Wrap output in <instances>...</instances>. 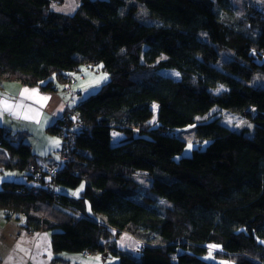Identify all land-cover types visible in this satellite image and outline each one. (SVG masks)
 <instances>
[{
  "label": "trees",
  "instance_id": "trees-1",
  "mask_svg": "<svg viewBox=\"0 0 264 264\" xmlns=\"http://www.w3.org/2000/svg\"><path fill=\"white\" fill-rule=\"evenodd\" d=\"M58 2L0 0V78L52 91L50 77L84 64L109 79L50 128L60 135L73 111L81 123L59 149L72 160L50 176L35 179V154L0 126L5 165L40 185L6 183L0 208L50 231L56 252L213 264L203 255L214 244L234 264H264V87L251 83L264 74V10L255 0L243 18L232 0H80L65 15L53 9ZM223 50L232 55L218 65ZM213 107L222 110L207 115ZM226 110L252 127L222 123ZM186 125L206 145L181 156L186 142L175 130ZM113 130L125 136L113 142ZM138 171L151 178L147 194L132 178ZM79 185L76 196L64 191ZM112 229L141 246L116 248Z\"/></svg>",
  "mask_w": 264,
  "mask_h": 264
},
{
  "label": "crops",
  "instance_id": "crops-1",
  "mask_svg": "<svg viewBox=\"0 0 264 264\" xmlns=\"http://www.w3.org/2000/svg\"><path fill=\"white\" fill-rule=\"evenodd\" d=\"M79 2L60 0L52 7L59 13L70 15L78 8ZM79 72V77H76ZM79 78L85 79L81 68L63 72V76L50 77L55 86L52 91H44L39 85L0 78V100H7L13 105L11 111H4L0 105V126L9 138L16 141L22 139L27 144L39 165L56 163L49 153L58 150L60 135L50 128L85 97V90L90 84H80ZM23 89L30 91L21 95ZM31 90H35L34 95ZM8 156L5 148L0 146V190L6 183L32 184L27 181L25 173L5 165ZM64 191L71 196L77 195L71 190ZM102 256L89 251L56 252L52 247L50 231L28 228L22 214L0 208V264H106L102 259L105 256Z\"/></svg>",
  "mask_w": 264,
  "mask_h": 264
},
{
  "label": "rangeland",
  "instance_id": "rangeland-1",
  "mask_svg": "<svg viewBox=\"0 0 264 264\" xmlns=\"http://www.w3.org/2000/svg\"><path fill=\"white\" fill-rule=\"evenodd\" d=\"M233 1V9L235 11V14L238 18H243L248 10V5H250L253 2H249L250 0H232ZM256 3V4H255ZM255 3H253L255 6L261 7L264 10V0H255ZM140 13L144 14V11L142 9L140 10ZM231 53L228 50H223L220 51V60L218 62V65H221L225 60L231 57ZM264 58V57H262ZM82 73H83V79L80 80V84H90V87L85 90V96L87 97L89 94L96 93L102 84L107 82L109 79V75L106 71H104L100 65H94L92 67L86 66L84 64L80 65ZM80 72L78 74H75L76 77H79ZM106 77V78H105ZM99 81V82H97ZM251 83L258 86H263L264 87V74L263 73H254L252 76ZM223 89V86H219L218 89L215 90V92L220 91ZM153 110L155 111L154 115L152 118L149 120V123L152 124L155 122L156 119V104L154 103L152 105ZM222 109H219L218 107H213L211 112H209L207 115L212 114V113H218ZM205 116H199L198 119L204 118ZM222 123L226 124L227 126L233 128V129H242L245 127H252V123L242 116L229 112V111H222ZM137 132V131H136ZM135 132V133H136ZM178 136H180L183 140H185L186 145L181 153V156H187L190 155L192 150L196 148L197 146L204 147L206 143L198 142V140L194 136V126L193 125H186L184 127H179L175 130ZM125 134H123L120 131L113 130L112 131V141L113 142H118L120 141ZM59 138V148H61V143H62V137L58 136ZM55 152L51 151L49 155H52L51 157L54 156V161L59 162L60 158L57 154V151ZM48 164L41 165V167H45ZM48 175V174H47ZM50 176V175H48ZM132 178L139 184V190L141 191L142 194H147V189L149 186V183L151 181V178L145 171H138L133 173ZM82 186V185H81ZM81 186L79 185L78 187L71 188V192H74L76 194L79 193L81 190ZM57 190L61 191L62 187L57 186ZM68 191V190H66ZM162 200H158V203H160ZM112 236H111V244L113 246L115 245L116 248H119L120 250H129L130 252H135L139 246H141L142 242H140L134 235L127 231H122V232H117L115 230H111ZM208 251L203 255V259L213 263V264H234V259L232 255H228L229 257H225L222 253H224L219 245H214V244H209L206 246ZM220 252L221 255H217L214 252ZM108 253V252H107ZM103 257V261H106V264H118L119 262V257L112 256L110 253L107 255L100 254ZM101 258V257H100Z\"/></svg>",
  "mask_w": 264,
  "mask_h": 264
},
{
  "label": "built area",
  "instance_id": "built-area-1",
  "mask_svg": "<svg viewBox=\"0 0 264 264\" xmlns=\"http://www.w3.org/2000/svg\"><path fill=\"white\" fill-rule=\"evenodd\" d=\"M75 82L76 81H74L73 83H75ZM68 117L64 120V124L61 126V130H60V135L62 137V143L64 142L65 144H66V137L73 133L72 132L73 130L71 131V129H73L74 127L78 128L79 126H81V123L78 119L77 112H75V111L70 112ZM63 146H64V144H63ZM57 154L60 158V161L72 160V155L70 152L58 150ZM56 163H57V165H56ZM56 163L50 164V165H48V167L47 166H45L44 168L40 167V169L37 171V173H35L34 178L37 180H40L42 178L43 174L52 175V174L56 173L61 168V164L60 163L58 164V162H56ZM29 185L30 186L33 185V187L35 188L33 190H35V192L40 189L39 184H29ZM45 190L50 192V194L52 196H56V189H55L54 185H50V187L46 186Z\"/></svg>",
  "mask_w": 264,
  "mask_h": 264
},
{
  "label": "snow or ice",
  "instance_id": "snow-or-ice-1",
  "mask_svg": "<svg viewBox=\"0 0 264 264\" xmlns=\"http://www.w3.org/2000/svg\"><path fill=\"white\" fill-rule=\"evenodd\" d=\"M106 78V77H105ZM97 82H99V81H97ZM29 89H23V91H22V93H21V95H24V94H26V93H29ZM31 94H35V90H31ZM40 99H47V97H41ZM0 105H2L3 106V110L4 111H11V109L13 108V105H10L8 102H7V100H0ZM16 107H19V105H16ZM56 143H58V142H56Z\"/></svg>",
  "mask_w": 264,
  "mask_h": 264
},
{
  "label": "water",
  "instance_id": "water-1",
  "mask_svg": "<svg viewBox=\"0 0 264 264\" xmlns=\"http://www.w3.org/2000/svg\"><path fill=\"white\" fill-rule=\"evenodd\" d=\"M107 254H108L107 252L104 253V255H107Z\"/></svg>",
  "mask_w": 264,
  "mask_h": 264
}]
</instances>
